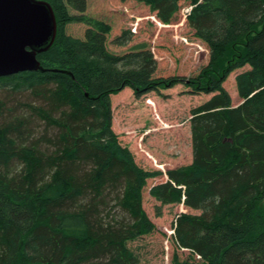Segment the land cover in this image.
Segmentation results:
<instances>
[{
  "label": "trees",
  "instance_id": "trees-1",
  "mask_svg": "<svg viewBox=\"0 0 264 264\" xmlns=\"http://www.w3.org/2000/svg\"><path fill=\"white\" fill-rule=\"evenodd\" d=\"M47 1L58 28L37 55L45 70L0 76V264H139L129 242L157 229L146 186L157 215L168 204L196 211L174 220L189 251L174 264H264V0H134L150 12L113 37L88 11L119 0ZM179 16L209 52L196 75L157 74L154 42L109 46ZM179 84L212 94L191 109L192 160L147 169L113 128L112 97Z\"/></svg>",
  "mask_w": 264,
  "mask_h": 264
},
{
  "label": "rangeland",
  "instance_id": "rangeland-1",
  "mask_svg": "<svg viewBox=\"0 0 264 264\" xmlns=\"http://www.w3.org/2000/svg\"><path fill=\"white\" fill-rule=\"evenodd\" d=\"M98 5L88 12L113 25L112 37L117 32L121 33L138 17L150 12L148 6L134 0H127L125 3L119 0L118 7ZM140 25L143 28L141 33L139 31L126 44L115 45L111 39L109 46L120 53H125L139 41L156 43L159 50L157 74L182 73L192 76L207 63L209 52L194 36L182 16H179L178 21L171 27L157 28L152 22L146 24L145 21ZM87 27L84 23H73L68 26V30L76 36H82ZM233 75L235 72L227 79L228 86ZM188 90L190 89L185 85L179 84L170 89L152 91L137 97L132 89L127 88L120 95L112 97L113 128L121 143L129 146L136 160L145 168L167 169L191 162L192 141L189 122L191 109L210 98L212 94H195ZM156 179L149 180L148 186L157 181ZM156 204L159 203L148 193L146 186L143 189V205L156 223L157 229L142 238L130 241L129 245L141 255L139 264H174L175 252L181 259L189 256L188 250L178 248L172 235L175 218L188 209L181 204H168L163 206L162 215H157ZM260 205L264 209V199ZM188 211L196 212L191 209Z\"/></svg>",
  "mask_w": 264,
  "mask_h": 264
},
{
  "label": "water",
  "instance_id": "water-1",
  "mask_svg": "<svg viewBox=\"0 0 264 264\" xmlns=\"http://www.w3.org/2000/svg\"><path fill=\"white\" fill-rule=\"evenodd\" d=\"M57 28L47 0H0V76L44 71L37 55L52 46Z\"/></svg>",
  "mask_w": 264,
  "mask_h": 264
}]
</instances>
